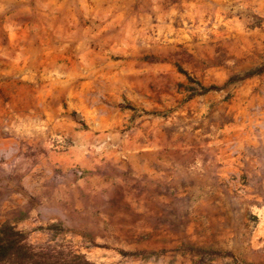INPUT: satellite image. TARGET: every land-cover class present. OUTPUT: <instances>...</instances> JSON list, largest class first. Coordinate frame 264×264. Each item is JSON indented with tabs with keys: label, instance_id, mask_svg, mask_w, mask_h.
<instances>
[{
	"label": "rangeland",
	"instance_id": "1",
	"mask_svg": "<svg viewBox=\"0 0 264 264\" xmlns=\"http://www.w3.org/2000/svg\"><path fill=\"white\" fill-rule=\"evenodd\" d=\"M264 0H0V225L99 264H264Z\"/></svg>",
	"mask_w": 264,
	"mask_h": 264
},
{
	"label": "trees",
	"instance_id": "2",
	"mask_svg": "<svg viewBox=\"0 0 264 264\" xmlns=\"http://www.w3.org/2000/svg\"><path fill=\"white\" fill-rule=\"evenodd\" d=\"M0 264H99L65 241L36 244L24 230L0 225Z\"/></svg>",
	"mask_w": 264,
	"mask_h": 264
},
{
	"label": "crops",
	"instance_id": "3",
	"mask_svg": "<svg viewBox=\"0 0 264 264\" xmlns=\"http://www.w3.org/2000/svg\"><path fill=\"white\" fill-rule=\"evenodd\" d=\"M261 151L262 155L255 158V161L257 162V170L259 173H261V177H264V141L261 143Z\"/></svg>",
	"mask_w": 264,
	"mask_h": 264
}]
</instances>
